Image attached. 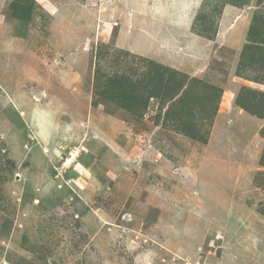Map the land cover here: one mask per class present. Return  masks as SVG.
Instances as JSON below:
<instances>
[{"label":"rangeland","instance_id":"rangeland-1","mask_svg":"<svg viewBox=\"0 0 264 264\" xmlns=\"http://www.w3.org/2000/svg\"><path fill=\"white\" fill-rule=\"evenodd\" d=\"M40 3L0 0V264H264V0Z\"/></svg>","mask_w":264,"mask_h":264},{"label":"crops","instance_id":"crops-1","mask_svg":"<svg viewBox=\"0 0 264 264\" xmlns=\"http://www.w3.org/2000/svg\"><path fill=\"white\" fill-rule=\"evenodd\" d=\"M36 2H37V3H40L39 0H36ZM40 5H41L43 8H45L46 11L49 10V9L52 10V8H53V7H52V6H53V4H52V0H48V1H47L46 7H45L44 5H42L41 3H40ZM51 5H52V6H51ZM146 9H147V8H146ZM158 15H159V14H157V12H156V14L154 15V17H152V18L155 20V19L158 18ZM95 25H96V24H95ZM91 30H93V31L95 30V26H93V24H92V28H91ZM62 92H63V91H62ZM69 97H70V99H71V102H73V101L75 100V98L73 99V97H71V96H69ZM78 114H79V112H78Z\"/></svg>","mask_w":264,"mask_h":264},{"label":"trees","instance_id":"trees-1","mask_svg":"<svg viewBox=\"0 0 264 264\" xmlns=\"http://www.w3.org/2000/svg\"><path fill=\"white\" fill-rule=\"evenodd\" d=\"M195 34H196V33H195ZM157 88H159V87L155 85V88H154V89H157ZM153 94H155V93H153Z\"/></svg>","mask_w":264,"mask_h":264},{"label":"clouds","instance_id":"clouds-1","mask_svg":"<svg viewBox=\"0 0 264 264\" xmlns=\"http://www.w3.org/2000/svg\"><path fill=\"white\" fill-rule=\"evenodd\" d=\"M195 34V33H194Z\"/></svg>","mask_w":264,"mask_h":264}]
</instances>
